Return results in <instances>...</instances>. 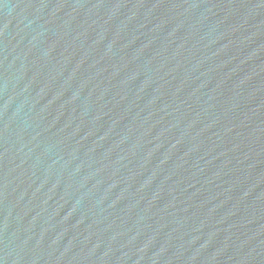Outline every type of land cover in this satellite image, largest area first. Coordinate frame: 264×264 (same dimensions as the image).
I'll return each instance as SVG.
<instances>
[{"label": "water", "instance_id": "water-1", "mask_svg": "<svg viewBox=\"0 0 264 264\" xmlns=\"http://www.w3.org/2000/svg\"><path fill=\"white\" fill-rule=\"evenodd\" d=\"M0 264H264V0H0Z\"/></svg>", "mask_w": 264, "mask_h": 264}]
</instances>
